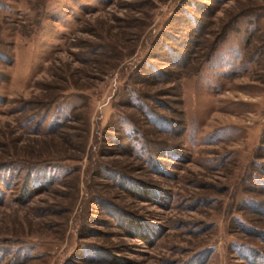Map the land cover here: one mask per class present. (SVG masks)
<instances>
[{
	"label": "rangeland",
	"instance_id": "rangeland-1",
	"mask_svg": "<svg viewBox=\"0 0 264 264\" xmlns=\"http://www.w3.org/2000/svg\"><path fill=\"white\" fill-rule=\"evenodd\" d=\"M0 264H264V0H0Z\"/></svg>",
	"mask_w": 264,
	"mask_h": 264
},
{
	"label": "trees",
	"instance_id": "trees-1",
	"mask_svg": "<svg viewBox=\"0 0 264 264\" xmlns=\"http://www.w3.org/2000/svg\"><path fill=\"white\" fill-rule=\"evenodd\" d=\"M43 163V162H42ZM41 163H38L37 165H40ZM37 165H35L34 163H31V164H29V165H27L28 167H34V166H37ZM43 186H37L36 188H39V189H41Z\"/></svg>",
	"mask_w": 264,
	"mask_h": 264
}]
</instances>
